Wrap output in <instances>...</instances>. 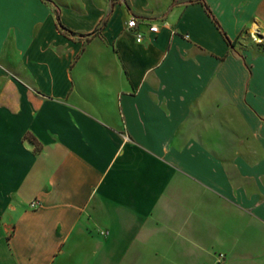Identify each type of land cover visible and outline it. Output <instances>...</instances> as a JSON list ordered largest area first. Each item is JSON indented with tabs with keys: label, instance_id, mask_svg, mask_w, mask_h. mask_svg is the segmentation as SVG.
<instances>
[{
	"label": "crops",
	"instance_id": "0c3cea01",
	"mask_svg": "<svg viewBox=\"0 0 264 264\" xmlns=\"http://www.w3.org/2000/svg\"><path fill=\"white\" fill-rule=\"evenodd\" d=\"M0 264H264V0H0Z\"/></svg>",
	"mask_w": 264,
	"mask_h": 264
},
{
	"label": "built area",
	"instance_id": "2783aa9c",
	"mask_svg": "<svg viewBox=\"0 0 264 264\" xmlns=\"http://www.w3.org/2000/svg\"><path fill=\"white\" fill-rule=\"evenodd\" d=\"M125 27L126 30L132 33L134 40L136 42H140L143 39V32L140 29H138L137 21L134 16H130L126 20ZM156 30H157V26L155 24L150 23L147 25L148 32H156ZM249 36L252 38L253 41L259 42L257 29L254 28L252 32L249 33ZM37 205H38V201L36 199H33L29 202L30 207H36Z\"/></svg>",
	"mask_w": 264,
	"mask_h": 264
},
{
	"label": "trees",
	"instance_id": "16d2710c",
	"mask_svg": "<svg viewBox=\"0 0 264 264\" xmlns=\"http://www.w3.org/2000/svg\"><path fill=\"white\" fill-rule=\"evenodd\" d=\"M209 12V11H208ZM59 28H62V26L60 24H58Z\"/></svg>",
	"mask_w": 264,
	"mask_h": 264
}]
</instances>
